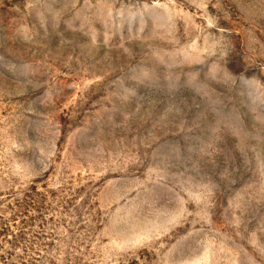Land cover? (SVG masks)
I'll return each instance as SVG.
<instances>
[{
	"label": "rangeland",
	"instance_id": "rangeland-1",
	"mask_svg": "<svg viewBox=\"0 0 264 264\" xmlns=\"http://www.w3.org/2000/svg\"><path fill=\"white\" fill-rule=\"evenodd\" d=\"M0 264H264V0H0Z\"/></svg>",
	"mask_w": 264,
	"mask_h": 264
}]
</instances>
